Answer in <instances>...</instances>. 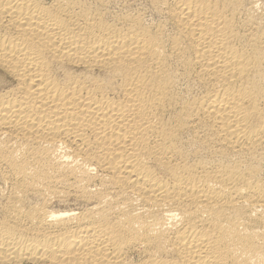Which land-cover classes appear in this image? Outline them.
Returning <instances> with one entry per match:
<instances>
[{"label":"bare ground","instance_id":"1","mask_svg":"<svg viewBox=\"0 0 264 264\" xmlns=\"http://www.w3.org/2000/svg\"><path fill=\"white\" fill-rule=\"evenodd\" d=\"M23 263L264 264V0H0Z\"/></svg>","mask_w":264,"mask_h":264},{"label":"rangeland","instance_id":"2","mask_svg":"<svg viewBox=\"0 0 264 264\" xmlns=\"http://www.w3.org/2000/svg\"><path fill=\"white\" fill-rule=\"evenodd\" d=\"M145 1H142L141 3H139L137 6H139L140 8H142L143 9V11H144V14H145V12H146V14H145V17H146V19L148 20V21H154L155 19L156 20H158L159 19V16H157V18H154V17H156V14H154V13H152L151 12V9H150V7L149 6H146V5H148L147 3H145ZM145 8V9H144ZM149 10V11H148ZM148 15V16H147ZM151 17V18H150ZM154 20H153V19ZM155 20V21H156ZM24 264V263H23ZM26 264H31V263H26Z\"/></svg>","mask_w":264,"mask_h":264}]
</instances>
